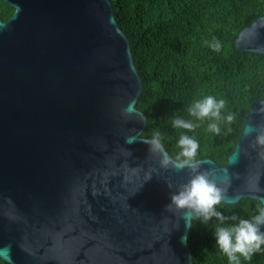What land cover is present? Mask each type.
Wrapping results in <instances>:
<instances>
[{"label": "water", "instance_id": "95a60500", "mask_svg": "<svg viewBox=\"0 0 264 264\" xmlns=\"http://www.w3.org/2000/svg\"><path fill=\"white\" fill-rule=\"evenodd\" d=\"M2 1L13 12L0 20V260L192 264L181 243L190 229L180 213L165 211L188 170L161 169V155L141 141L150 139L136 108L141 79L112 2ZM234 44L264 54V16ZM130 101L143 121L123 113ZM262 107L264 100L251 103L224 164L197 160L238 197L226 206L264 201V191L251 190L257 177L264 189V148L247 133L264 124ZM129 135L139 140L125 144Z\"/></svg>", "mask_w": 264, "mask_h": 264}, {"label": "trees", "instance_id": "16d2710c", "mask_svg": "<svg viewBox=\"0 0 264 264\" xmlns=\"http://www.w3.org/2000/svg\"><path fill=\"white\" fill-rule=\"evenodd\" d=\"M110 1L141 79L136 103L146 118L141 136L151 138L158 131L173 159L180 135L194 137L199 143L197 160L210 158L224 164L251 103L264 100V54L239 51L234 44L243 28L264 16V0ZM12 12L0 0V20H7ZM214 40L221 44L218 52L209 47ZM209 95L226 101L222 117L229 113L236 117L231 124L221 120L218 135L207 130L211 121H198L188 113L194 101ZM175 118L192 120L199 127L191 132L173 128ZM257 205L249 198L233 206L222 202L216 210L237 217L223 225L215 217L207 223L192 221L187 239L192 264H229L216 247L215 229L251 219L258 214ZM0 264L5 263L0 260ZM241 264H264V246L251 260L241 258Z\"/></svg>", "mask_w": 264, "mask_h": 264}, {"label": "clouds", "instance_id": "9594fccd", "mask_svg": "<svg viewBox=\"0 0 264 264\" xmlns=\"http://www.w3.org/2000/svg\"><path fill=\"white\" fill-rule=\"evenodd\" d=\"M209 47L218 52L221 49V44L219 41L214 40ZM225 105L226 101L224 99H216L209 95L194 101L189 107L188 113L198 121H211L207 125V130L218 135L221 131L219 124L221 120L231 124L236 119L235 115L231 113L222 117L221 113ZM260 112L264 113V107L260 109ZM123 113L126 116L137 115L140 116L142 121L144 120V117L136 112L135 101H130L123 109ZM172 127L191 132L199 127V124L193 123L192 120L175 118L172 120ZM247 133L249 135L256 133L253 143L264 148V124L249 125ZM137 140H139L137 135H129L125 137V144L130 145L137 142ZM141 141L149 145V152L161 155V169L188 170L190 177L188 182L180 185L176 192L170 196V203L165 206V211L172 212L174 215L180 213L179 219L185 221L188 229L193 227L192 221L194 219L207 223L215 217L222 225L228 219L237 220L235 215L225 217L222 212L216 210L217 205L222 202L236 200L238 197L227 196V187L218 186L216 180L212 178L211 172L200 170L201 162L196 159L199 143L194 137L185 134L180 135L176 145L179 152L174 159L165 151L161 134L158 131L150 139ZM127 154L132 155L129 151H127ZM259 155L261 159H264V151H261ZM153 171L155 170H150L146 174L145 182L151 179ZM225 176L227 185L230 187L231 177L227 169H225ZM259 179L257 177L255 184L252 185L251 190L254 192L264 191V189L258 187ZM167 187L169 189L173 187L171 182H167ZM261 205H264V201L257 205L258 214L251 219H240L235 225L221 226L215 229L216 247L226 256L229 264H241V258L245 261L251 260L252 256L264 246V231H261V228L264 227V206ZM187 239V234H185L181 237V243L186 245ZM189 259L191 260V257Z\"/></svg>", "mask_w": 264, "mask_h": 264}]
</instances>
